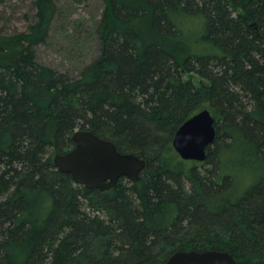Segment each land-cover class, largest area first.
Listing matches in <instances>:
<instances>
[{"label":"trees","instance_id":"1","mask_svg":"<svg viewBox=\"0 0 264 264\" xmlns=\"http://www.w3.org/2000/svg\"><path fill=\"white\" fill-rule=\"evenodd\" d=\"M105 4L101 53L77 77L37 60L56 0L0 36V264H166L210 249L264 264V0ZM207 102L206 160L174 157ZM78 128L145 158L142 179L102 191L61 172L54 156Z\"/></svg>","mask_w":264,"mask_h":264},{"label":"water","instance_id":"2","mask_svg":"<svg viewBox=\"0 0 264 264\" xmlns=\"http://www.w3.org/2000/svg\"><path fill=\"white\" fill-rule=\"evenodd\" d=\"M215 117L205 108L186 120L177 130L173 147L183 160L205 161L208 147L214 143ZM72 139L74 147L54 156V164L89 189L102 191L114 187L121 178L132 182L142 179L147 160L132 152H121L116 144L90 129L78 128ZM166 264H239L228 251L182 250L170 255Z\"/></svg>","mask_w":264,"mask_h":264},{"label":"rangeland","instance_id":"3","mask_svg":"<svg viewBox=\"0 0 264 264\" xmlns=\"http://www.w3.org/2000/svg\"><path fill=\"white\" fill-rule=\"evenodd\" d=\"M36 0H0V36L10 38L28 31L37 20ZM57 14L46 42L36 46L37 60L71 77L101 53L97 26L105 0H56ZM1 53V58L9 55ZM7 57V56H6ZM197 84L201 78L189 75ZM209 107V102L204 108ZM174 157H180L175 151ZM126 181L128 179L126 178Z\"/></svg>","mask_w":264,"mask_h":264},{"label":"bare ground","instance_id":"4","mask_svg":"<svg viewBox=\"0 0 264 264\" xmlns=\"http://www.w3.org/2000/svg\"><path fill=\"white\" fill-rule=\"evenodd\" d=\"M136 154V153H135Z\"/></svg>","mask_w":264,"mask_h":264}]
</instances>
